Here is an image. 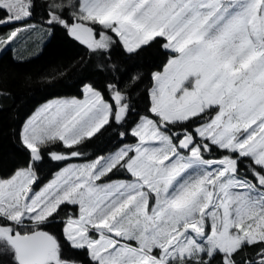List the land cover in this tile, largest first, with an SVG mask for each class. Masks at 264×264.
Returning a JSON list of instances; mask_svg holds the SVG:
<instances>
[{"label":"snow or ice","instance_id":"snow-or-ice-1","mask_svg":"<svg viewBox=\"0 0 264 264\" xmlns=\"http://www.w3.org/2000/svg\"><path fill=\"white\" fill-rule=\"evenodd\" d=\"M3 28L84 53L14 133L0 264H264V0H0Z\"/></svg>","mask_w":264,"mask_h":264},{"label":"trees","instance_id":"trees-1","mask_svg":"<svg viewBox=\"0 0 264 264\" xmlns=\"http://www.w3.org/2000/svg\"><path fill=\"white\" fill-rule=\"evenodd\" d=\"M83 53L82 48L58 32L48 43L37 37H23L6 54H0V89L7 90L0 95V177H7L24 163L26 154L14 133L35 108L54 97L78 94L79 71L69 69ZM165 60L164 51L153 47L138 62L145 72H151ZM58 72L68 74L49 82ZM54 170L53 164H45L41 175L48 177Z\"/></svg>","mask_w":264,"mask_h":264},{"label":"rangeland","instance_id":"rangeland-1","mask_svg":"<svg viewBox=\"0 0 264 264\" xmlns=\"http://www.w3.org/2000/svg\"><path fill=\"white\" fill-rule=\"evenodd\" d=\"M55 98H57V97L51 98V99H49V100H46L45 102H43V103H41L40 105H38V106L35 108V110H36L38 107H40L41 105H43L44 103H46V102H48V101H50V100H53V99H55ZM35 110H34V111H35ZM34 111H33V112H34ZM33 112H32V113H33ZM32 113H31V114H32ZM31 114H30V115H31ZM30 115H29V116H30ZM29 116H28V117H29ZM28 117H27V118H28ZM27 118H26V119H27Z\"/></svg>","mask_w":264,"mask_h":264}]
</instances>
